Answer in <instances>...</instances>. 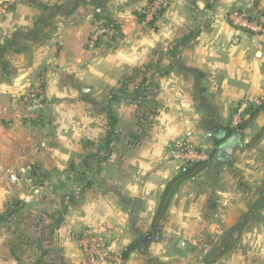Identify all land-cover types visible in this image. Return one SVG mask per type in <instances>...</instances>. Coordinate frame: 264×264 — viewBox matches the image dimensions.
<instances>
[{
    "label": "crops",
    "instance_id": "1",
    "mask_svg": "<svg viewBox=\"0 0 264 264\" xmlns=\"http://www.w3.org/2000/svg\"><path fill=\"white\" fill-rule=\"evenodd\" d=\"M149 1L0 0V178L31 181L25 200L40 184L55 192L33 231L41 252L37 243L17 260L0 243V264H106L84 260V230L121 250L138 242L124 264L212 263L219 240L264 207L240 176L264 156V105L230 126L245 95L264 102V0H172L147 23ZM237 8L261 29L235 27ZM108 17L120 38L85 49ZM147 65L144 84L125 81ZM37 89L40 100H24ZM232 134L228 159L220 146ZM183 137L209 152L203 166L173 159Z\"/></svg>",
    "mask_w": 264,
    "mask_h": 264
},
{
    "label": "rangeland",
    "instance_id": "2",
    "mask_svg": "<svg viewBox=\"0 0 264 264\" xmlns=\"http://www.w3.org/2000/svg\"><path fill=\"white\" fill-rule=\"evenodd\" d=\"M109 18L110 17L104 19L98 27H101L102 24L106 23ZM116 24L118 23L116 22ZM54 27V25H50L49 31L53 30ZM119 32L120 31L118 30L115 33L118 34L117 39L121 36V33L119 34ZM93 35L94 34H91L88 39L83 42L85 49H94L95 46L99 44L105 45L111 41L110 37L102 35L96 41L95 46H93V44H91ZM37 90L39 93L37 94L38 98L36 99L40 100L43 96V90ZM258 161V166L252 168L250 165L249 168H242L243 172L240 174L243 179L242 181H245V184H251L253 187V197H256V194L261 196L264 195V156L262 157V155H260ZM17 179L21 178L14 175L13 180L17 181ZM247 181L250 182L248 183ZM24 183V186H20L19 184L11 185V182H7L5 178H0V215L10 212L12 213V217L8 220H0V243H7L8 239L13 236L11 233L12 229L18 227L24 232V236L33 237V231L45 223V221L38 220V217H42V214L40 213H46V210L50 209L52 204H55L48 199V195H51L52 191L48 190L49 188L44 187L42 184L35 186V189H39L38 193H36L35 196H32L30 200L23 199L22 196L27 197L30 195L29 190L30 186H32L31 181H25ZM73 189V187H66L64 192L69 191V193H73ZM60 193L61 192L57 193L58 202L62 200V195ZM251 201V197H249V200L247 197L245 198L246 208ZM218 235L221 236V234ZM205 242L211 245L212 241L206 240ZM223 243L224 246H222ZM213 245L216 244L212 243V246ZM210 249V247L206 249L207 252ZM210 251L211 254L209 255L212 263L207 264H234L236 261H239V259L240 261L246 262V264H249V262H251L250 264H253L255 260L264 258V207H261L259 211L254 212L252 216L246 218L243 217L236 228L235 233L225 239L219 240L217 248ZM1 252L2 250H0V253Z\"/></svg>",
    "mask_w": 264,
    "mask_h": 264
},
{
    "label": "built area",
    "instance_id": "3",
    "mask_svg": "<svg viewBox=\"0 0 264 264\" xmlns=\"http://www.w3.org/2000/svg\"><path fill=\"white\" fill-rule=\"evenodd\" d=\"M172 0H150L143 8L144 19L147 23H153L170 6ZM230 22L240 29L248 31H259L261 25L253 15L244 9H233L228 14ZM116 33L114 26L104 24L98 27L92 36L91 44L95 46L96 41L102 35L110 37ZM38 90H33L24 98L25 101H32L38 98ZM262 99L247 94L237 105L230 120V126L238 129L244 121L250 117L251 110L262 104ZM191 136L190 133L187 135ZM173 159L180 162L183 167L203 166L209 158V152L203 147L195 145L190 138L178 139L172 150ZM79 244L87 263L104 262L106 264H124V250L112 244H107L97 234L84 230L79 235Z\"/></svg>",
    "mask_w": 264,
    "mask_h": 264
},
{
    "label": "trees",
    "instance_id": "4",
    "mask_svg": "<svg viewBox=\"0 0 264 264\" xmlns=\"http://www.w3.org/2000/svg\"><path fill=\"white\" fill-rule=\"evenodd\" d=\"M205 1H206V7L207 8H211L212 5H213V1L214 0H205ZM105 25H107V26H110V25L112 26L113 25L114 28L116 29V31L120 30L119 25L116 24V22L113 19L109 18L107 20V22L105 23ZM119 34H120V32H119ZM117 36H118V34H114V35L110 36V39L111 40H117ZM145 68L147 69V70L145 69V71H143L141 68L135 69V72L132 75L128 76L125 79V81L126 82L127 81L128 82H134L136 80V78L142 76L141 77L142 79L138 82L139 86H141L146 81L145 74H146V71H148V69H149V65H147ZM125 89L126 88H124V87L120 88L121 92H126ZM263 105H264V102L260 106H257L256 108L252 109L251 110V116L254 115ZM114 125H115V121L110 120V129H109L110 132H109V134L112 132ZM109 138H110V136H108V139ZM11 217H12V213L11 212L7 213V214H2V215H0V220L1 221L8 220ZM38 220L39 221H43L41 216L38 217ZM11 233L13 234V236L8 239L7 243L9 245L10 249H11V252H12L13 256L17 260H20L21 257H24L27 254V252L30 250V248L34 247L35 244H37V243H38V246H36V250L41 252L42 249H40V241H41L40 238L24 236V232H22L20 227L13 228ZM138 247H139V243L138 242H134L127 249H124V252H123L124 253L123 254L124 255V259H126L128 257L130 252L136 250Z\"/></svg>",
    "mask_w": 264,
    "mask_h": 264
},
{
    "label": "water",
    "instance_id": "5",
    "mask_svg": "<svg viewBox=\"0 0 264 264\" xmlns=\"http://www.w3.org/2000/svg\"><path fill=\"white\" fill-rule=\"evenodd\" d=\"M224 131V128L223 127H220V128H217L215 130H213L212 132L213 133H220V132H223ZM234 139H236L237 141H239L240 139L237 137V134H232L230 137H228L224 143L221 144L220 146V149H222V151H225L228 155V159L232 157V153H233V147L232 146H227L226 144L227 143H230L231 141H233ZM158 232L157 231H153L152 233L148 234L144 239H142L141 243L144 245V244H147L149 242H151L153 240V237L155 235H157ZM182 247V246H181Z\"/></svg>",
    "mask_w": 264,
    "mask_h": 264
}]
</instances>
